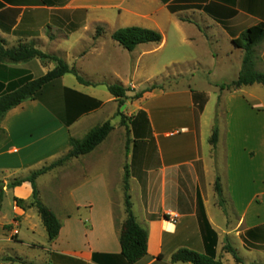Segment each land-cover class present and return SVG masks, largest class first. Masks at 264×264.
<instances>
[{
	"label": "crops",
	"instance_id": "0c3cea01",
	"mask_svg": "<svg viewBox=\"0 0 264 264\" xmlns=\"http://www.w3.org/2000/svg\"><path fill=\"white\" fill-rule=\"evenodd\" d=\"M39 1L0 0V38L7 47L34 41L41 43L38 50L45 53L47 47L52 52L51 48L77 31L85 45L84 34L90 33L95 23L108 27V18L90 13L82 18L66 15L63 20L61 16L43 20L42 11L56 10L61 0L48 6ZM65 7L74 12L121 8L130 18L117 15L122 26L110 30V35L120 28L139 27L133 22L142 16L152 22L151 30L162 34L160 45L166 40L158 25V15H162L177 28L193 31L190 36H181V41L201 38L215 47L225 40L229 45L226 54L237 57L232 67L238 73L243 51L233 47L232 39L252 26H264V0H67ZM129 21L132 24H127ZM44 27L61 32L68 27V32L64 31L66 37L62 39H53V33L42 31ZM98 41L100 45L102 39ZM255 49L259 67L264 64V40ZM82 50L74 55H81ZM53 67L44 68L32 60L0 66V74L15 71V77L31 75L36 79ZM68 75L45 87L38 98L7 112L0 123L5 134L0 141V190L12 203L10 217L0 214L1 229L10 236L3 235L0 240L38 252L41 264H128L121 257L124 195L117 188L126 167L132 212L147 231V255L137 264H191L171 261L181 249L214 255L223 264H236L224 250L225 245L235 249L242 264H264V105L258 95L246 90L257 84L213 96L187 91L189 113L178 127L171 126L170 115L154 117L148 106L151 100L165 95L163 90L146 92L125 104L126 137L115 135L113 128L92 152L73 158L67 171L58 167L36 179L41 202L61 225L57 238L50 242L36 209L22 210L13 202V198L31 200V183L8 184L17 180L13 176L25 179L40 164L67 154L69 139H76L73 130L86 132L88 119L101 110L82 113L84 104L90 106L86 98H97L85 93L89 87L75 77L73 85L79 88L65 86ZM219 101L225 108V125L222 130L218 128L217 142L211 145ZM27 171L32 172L18 173ZM46 177L48 182L40 185ZM217 180L222 207L214 189ZM11 251V259L31 263L22 253Z\"/></svg>",
	"mask_w": 264,
	"mask_h": 264
},
{
	"label": "rangeland",
	"instance_id": "374dc122",
	"mask_svg": "<svg viewBox=\"0 0 264 264\" xmlns=\"http://www.w3.org/2000/svg\"><path fill=\"white\" fill-rule=\"evenodd\" d=\"M9 1L17 2L24 0ZM66 2L67 0H61V4L56 10L45 9L42 11L40 16L43 20H46L51 16L54 20H56L57 16H61L60 19L63 20V16L66 15L74 16L75 18H82L85 17L87 13H90V16L92 17L102 16L108 18L109 20L108 27L105 23H95L93 28L90 30V33L87 35L84 34V39L86 40L85 45L79 41L81 33L77 31L74 35H71L68 40H61L55 48H51L50 50L52 52H48L49 48H45L47 51L45 52L46 54L56 55L69 67L75 68L81 77L84 78L87 76L89 79L98 81L92 82L93 85L84 89L85 93L94 95L97 98L95 101L101 104V110L94 114L91 119H88L89 122L87 123V131L92 129V127H96L105 122H110L112 127L116 129L114 133L115 135L118 137H126V129L121 123L122 120H124L125 123L128 120V118L124 115L126 111L125 104L127 105L132 103L133 100H136L134 98L136 94L142 93L141 97H143L146 92L153 91H146L153 86L156 87V89L163 90L165 95L161 98L151 100L148 106L153 114L155 113L154 117L156 118L170 115V117L173 118V123H171L172 127H178L180 122L184 119V116L189 113L187 111L188 98L185 94L187 91H190L192 95L202 93L212 96L214 94L220 95L233 92V90H227L226 88L222 89V87H227L233 81L237 80L242 69V65L240 66L241 69L239 73L233 69L232 66L235 64L237 57L235 55L226 54L229 50V45L225 42V40H221L215 47L206 44V41L201 38L187 40L185 42L183 40L181 41V36H190L193 34V31L188 27L177 28L173 21H168L164 16L158 15V25L166 36L164 43L162 45H160V43L139 45L132 52H128L110 39V30H114L122 26L120 17L127 16L130 18L129 14L124 12L121 8L111 10L94 9L92 11L86 9L74 12L69 10L68 7H65ZM36 5L39 6L38 3ZM133 23L138 24L139 27L147 29H153L152 27H154L152 22H147V20H144L142 16ZM127 24H132V22L129 21ZM61 26H63V24H61ZM97 30L102 32L100 37L95 36ZM42 31L46 35H51L53 33V39H62L63 37H66L64 36V31L68 32V27H66L63 32L56 30L53 31L52 29L46 27H44ZM99 39H102V43L100 42L102 45L98 44ZM24 44H32L35 48H38L39 45H41L40 42L34 41ZM82 48L83 53L81 55H74V53L79 52ZM93 49L96 50L93 51ZM58 50L70 51V54H65ZM256 50L257 49H254L255 70L264 71V64L260 63L259 67L257 66L259 62L256 60L258 56L256 54ZM213 52L216 54L213 55ZM85 53L87 54L83 57V54ZM241 56L243 62L244 51ZM49 66H54V63L43 67L48 68ZM79 70L83 72V74L79 72ZM84 74L86 76H84ZM75 83L76 80L71 74L68 75L64 82L65 86H76L79 88L77 85H73ZM117 84L121 85L126 90V99L123 100V104L113 98V96L107 91L108 85ZM246 90H250L254 94L258 95L264 105V87L255 85ZM108 100H113L115 102L114 105L109 104V102L107 103ZM123 106L124 108L121 110ZM214 121V128H216L217 131L218 128L222 130V127L225 125V108L220 101L217 116ZM87 131H82L80 133L73 130L76 140L83 139ZM218 136L219 133H217V138ZM71 160L72 159L68 160L61 167L65 168L67 171ZM51 163L52 162H48L43 165L40 164L32 171L48 166ZM31 172L27 171L18 173L29 175ZM19 176L20 175H16L13 176V178L18 179ZM48 180V177L42 179L40 185H45ZM12 182L13 181L8 184V187H10ZM117 188L123 191V177L117 183ZM1 203V216L10 217L12 213V203L9 195L6 197H2L1 195L0 207ZM1 228L2 224H0V239L3 235H6L8 238L10 234H7V232L4 233V230ZM37 238L42 240L40 236H37ZM11 249H15L19 253H22V257H27V260L31 261V263L16 261V258L11 259L8 257L9 255H12ZM38 255V252L33 253L32 251L19 246L9 245L7 240H0V264H41Z\"/></svg>",
	"mask_w": 264,
	"mask_h": 264
},
{
	"label": "trees",
	"instance_id": "16d2710c",
	"mask_svg": "<svg viewBox=\"0 0 264 264\" xmlns=\"http://www.w3.org/2000/svg\"><path fill=\"white\" fill-rule=\"evenodd\" d=\"M56 0H40L39 3L48 6L52 5ZM173 12L172 8L170 9ZM11 27L8 28L10 31ZM101 31L97 30L96 37L101 36ZM110 39L119 44L123 49L132 52L137 46L145 44H159L162 36L159 32L142 27H125L114 31L110 35ZM264 40V26H252L246 29L237 38L232 39V45L236 49L244 51L242 69L237 80L233 81L229 86L222 87L227 90L236 91L243 86L261 85L264 86V73L255 70V51L254 49ZM31 60H38L43 66L54 63L53 69L47 71L43 76L34 79L31 75L24 77H15V71L12 74H0V123L7 112L21 105L24 101L38 98L45 87L56 82L67 74L73 75L78 83L84 86L93 85L91 82L81 77L75 68L69 67L62 59L53 54H46L32 44H19L17 47L7 48L5 42L0 38V66L6 64H20ZM156 87H151L146 91H151ZM107 91L117 101L123 104L126 99V90L121 85H108ZM142 93L136 94L135 99H139ZM90 102V106L84 104L82 113H88L99 109L101 104L95 100L86 98ZM81 115V114H80ZM125 125V121H121ZM113 130L110 122H105L92 128L81 140L74 138L69 139L70 150L59 160L52 162L48 166H44L32 172L25 179L14 180L10 187L20 185L22 182H29L33 188V195L30 201H23L13 198L15 205L22 210L36 209L48 240L54 241L61 229L60 222L50 208L44 205L36 188V179L48 173L49 171L61 167L68 160L78 158L92 152L99 146ZM217 129L214 128L210 138V144L215 145L217 142ZM4 131L0 126V141L4 138ZM128 171L125 167L123 176V195H124V213L125 218L120 226L119 243L121 248V257L128 264H137L147 255V231L141 227L132 212V204L129 195ZM215 192L219 197V205L222 207V189L219 180L215 182ZM1 202V193H0ZM224 250L230 253L236 264H242V260L238 257L237 252L230 245H225ZM172 262H182L191 264H223L217 260L214 255H203L187 249H181L175 252L171 257Z\"/></svg>",
	"mask_w": 264,
	"mask_h": 264
},
{
	"label": "water",
	"instance_id": "95a60500",
	"mask_svg": "<svg viewBox=\"0 0 264 264\" xmlns=\"http://www.w3.org/2000/svg\"><path fill=\"white\" fill-rule=\"evenodd\" d=\"M124 106L121 108V110H123Z\"/></svg>",
	"mask_w": 264,
	"mask_h": 264
}]
</instances>
